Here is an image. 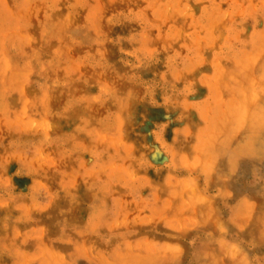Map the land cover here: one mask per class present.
<instances>
[{
  "label": "rangeland",
  "instance_id": "1",
  "mask_svg": "<svg viewBox=\"0 0 264 264\" xmlns=\"http://www.w3.org/2000/svg\"><path fill=\"white\" fill-rule=\"evenodd\" d=\"M0 264H264V0H0Z\"/></svg>",
  "mask_w": 264,
  "mask_h": 264
},
{
  "label": "bare ground",
  "instance_id": "2",
  "mask_svg": "<svg viewBox=\"0 0 264 264\" xmlns=\"http://www.w3.org/2000/svg\"><path fill=\"white\" fill-rule=\"evenodd\" d=\"M8 18V17H7ZM243 189V186L241 187V186H237V188H236V191L237 192H239V191H241ZM228 193H230V192H228ZM234 194V193H233ZM233 196V195H232Z\"/></svg>",
  "mask_w": 264,
  "mask_h": 264
}]
</instances>
